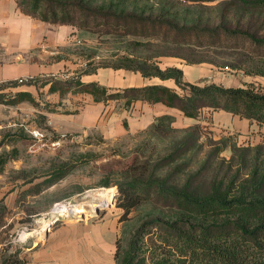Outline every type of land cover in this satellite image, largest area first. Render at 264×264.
Wrapping results in <instances>:
<instances>
[{
  "label": "rangeland",
  "instance_id": "rangeland-1",
  "mask_svg": "<svg viewBox=\"0 0 264 264\" xmlns=\"http://www.w3.org/2000/svg\"><path fill=\"white\" fill-rule=\"evenodd\" d=\"M15 1L25 15H35L38 18L47 16L48 22L56 27L67 26L65 22L74 21L76 26H71H75L78 30V28L84 29L88 22V29L96 36L85 41L71 40L69 45L63 49L65 53L73 57L70 60L76 59L75 63L83 66L80 68L82 70H86L85 66L87 69L90 66H128L131 64L130 60L139 62L145 58L153 62H160V60L175 62L173 55L190 54L194 61L211 60L218 64L215 66L207 63L206 66H209L210 71L204 73V80L200 85L209 83V81L225 87L251 84L258 90L264 91V76L248 73L253 68L264 70V56L246 58L248 49H197L194 50V54H191L189 49L193 50L192 48H176L165 43L163 41L164 32L161 33L159 39L154 37L150 45L141 46L139 39L116 38L118 35L114 33L117 28H119L117 32L121 33L123 26L117 27L114 21L108 22L107 19L92 17V14L83 13L77 6L83 5L89 10L114 15L135 14L141 17L170 20L179 26H227L240 30L250 29V32H258L259 36H264V26L260 25L264 22V13L246 12L236 7L233 8L228 4V0L214 2L54 0L64 3V6L51 4L46 0ZM109 32L110 34L105 35ZM129 37L132 35L129 34ZM7 59L0 48V60ZM222 64H234L239 69L231 66L224 67ZM22 89L31 90L43 108L48 105L53 108L51 100L44 92L27 86ZM182 116L181 113L174 116L173 129L175 132L154 135L148 129L138 133L128 132L112 138L106 137L97 130L59 132L53 128L52 114L30 103L18 106L0 104V156L6 152L11 158L3 167H0V197L7 195V207L11 210L8 221L13 220L12 222L16 223L18 220H27L10 230V234H13L12 239H18L14 247L19 249L25 245L33 246L35 240L43 239L47 231L61 230L64 226L81 222L80 219L75 218L76 215H53L52 210L58 203L85 202V205L80 207L84 209L81 215L85 218L82 222H87L89 225L100 222L109 223V240H112L111 234L115 232L116 241L119 239L123 246V256H126L133 234L146 220L151 218L160 217L172 220L196 216L198 220L207 223L238 218V214L228 212L198 217L195 212L175 203L157 202L153 198L137 207L127 217H123L124 211L118 207L116 196L119 195V186L131 181V177L126 172L127 166L135 157H140L141 162L149 160L151 163L165 157L171 147L185 136L182 130L201 125L202 142L207 144L220 142L219 148L223 149L220 157L226 160L232 158L234 145L241 147L264 145V126H259L239 116L212 110H205L201 115V120L187 119ZM208 150L207 145L205 151ZM62 162H71L77 167L67 177L40 195L30 196L36 184L45 180L47 183L53 179V174L55 176L58 165ZM172 167L167 166L161 172L165 175L175 168ZM196 169L197 164L191 170ZM102 191H110L113 194V200L106 206L93 208L88 202L90 196ZM244 220L256 224L264 221V215L253 219L244 217ZM23 231L26 233L20 236ZM145 234L147 238H145L144 248H147L149 246L147 239L152 233L146 231ZM85 252L86 258H92L94 263L97 258L94 248L92 247L91 251L86 249Z\"/></svg>",
  "mask_w": 264,
  "mask_h": 264
},
{
  "label": "trees",
  "instance_id": "trees-1",
  "mask_svg": "<svg viewBox=\"0 0 264 264\" xmlns=\"http://www.w3.org/2000/svg\"><path fill=\"white\" fill-rule=\"evenodd\" d=\"M46 1L51 4L65 5L54 0ZM186 1L214 2L217 0ZM228 1L233 8L246 12L264 13V0ZM77 7L83 13L92 14V17L107 19L108 22L114 21L117 27L123 26L122 34L117 32L119 28L114 33L118 35L116 38L139 39L141 46L150 45L154 37L159 39L164 32L165 43L176 48H192L193 50L189 49L191 54H194V50L197 49H248L246 58L264 56V36H259L258 32H250V29L240 30L227 26H179L170 20L141 17L135 14L114 15L89 10L83 5ZM29 16L48 22L47 16L42 18L35 15ZM75 23L74 21L65 22L67 25L76 26ZM260 25L264 26V22ZM85 26L84 29L78 28L79 40L85 41L96 36L88 29V22ZM108 34L110 32L105 35ZM129 34L132 37H129ZM144 40L148 42H142ZM173 56L189 64L218 65L211 60L194 61L190 54ZM130 61L131 64L128 66L118 65L112 68L140 72L144 77L149 78L173 80L176 87L151 85L117 90L98 83H84L81 80L82 76L93 74L100 68L90 66L63 79L33 78L0 85V104L18 106L30 103L45 109L46 112H55L57 110L49 105L43 108L28 91H8L10 88L21 85L44 87L50 84L51 93L59 92L61 96L90 94L97 102H123L126 110H131L137 102L142 101L149 104H163L179 110L187 118L196 120H201L205 110L224 111L264 126V91L258 90L251 84L226 87L215 83L193 84L185 81L183 71L177 67L163 69L159 61L153 62L149 58L139 62ZM222 65L239 69L234 64ZM248 73L264 76L262 68H253ZM174 121L173 116L164 115L157 118L146 130L149 129V132L154 135L175 132ZM201 131V125L182 130L185 136L160 160H154L152 163L149 160L141 162L140 157H135L126 169L131 181L119 186V195L116 196L117 205L123 209V217H127L137 207L152 198L157 202L175 203L195 212L198 217L222 212L238 214L239 217L210 223L200 221L196 216L172 220L151 218L133 234L126 256H123V246L120 240H117L115 255L117 264H264V221L252 224L244 220V217L253 219L264 215V145L255 147L234 145L232 158L226 160L220 157L223 151L219 148L220 142L209 144L202 142ZM206 144L209 146L208 151H205ZM10 159L4 152L0 156V167H3ZM196 164L197 169L192 171ZM167 166L175 168L163 175L161 171ZM76 167L71 162H62L58 165L55 176L53 174V179L47 183L45 180L36 184L30 196L40 195L67 177ZM10 215L11 210L0 202V228L6 226V218L8 224ZM25 222L27 220L21 221V223ZM7 226L0 235L2 232L6 233V239L10 241L13 237L10 230L15 227V223L12 222ZM146 231L152 234L147 239L149 246L144 248ZM11 247L12 245L7 243L8 251ZM1 262V264H25L26 261L20 258L19 249H16L13 253L7 252Z\"/></svg>",
  "mask_w": 264,
  "mask_h": 264
},
{
  "label": "crops",
  "instance_id": "crops-1",
  "mask_svg": "<svg viewBox=\"0 0 264 264\" xmlns=\"http://www.w3.org/2000/svg\"><path fill=\"white\" fill-rule=\"evenodd\" d=\"M76 39H78V30L74 26H53L22 13L15 0H0V48L4 51V57L10 59L0 60V85L33 78L63 79L65 76L80 72L83 66L75 63L76 59L70 60L73 57L63 51L71 40L75 42ZM173 58L175 62L160 60V67L181 69L187 82L201 84L204 73L210 71L209 66H206L207 63L189 64L181 58ZM81 80L84 83H98L117 90L151 85L176 87L173 80L144 77L140 72L112 67H100L95 73L82 76ZM206 84L212 83L209 81ZM26 86L34 87L48 96L53 108L57 110L52 113L47 112L52 114L53 128L63 133L97 130L106 137L113 138L128 132L138 133L146 130L161 116L174 117L181 113L163 104H149L142 101L137 102L131 110H126L123 102H97L90 94L61 96L59 92L49 91L50 84L44 87L21 85L8 91L32 93L31 90L22 89ZM0 202L7 207V195H2ZM12 221L8 222L12 223ZM21 224V220H18L15 227ZM6 226L0 228V233ZM109 233V223L89 225L81 221L78 224L64 226L61 230L47 231L45 237L35 240L33 246H21L19 255L26 261L25 264H116L115 232L111 234V241ZM6 237V233L2 232L0 264L7 252L13 253L16 250L13 239L8 241ZM7 243L12 245L10 251L7 250ZM92 247L97 256L94 263L92 258L87 259L85 254L86 249L91 251Z\"/></svg>",
  "mask_w": 264,
  "mask_h": 264
},
{
  "label": "bare ground",
  "instance_id": "bare-ground-1",
  "mask_svg": "<svg viewBox=\"0 0 264 264\" xmlns=\"http://www.w3.org/2000/svg\"><path fill=\"white\" fill-rule=\"evenodd\" d=\"M112 200H113V194L110 191H102V192H99L95 195H91L90 200L88 202L93 208H95V207L98 208V207H103V206L110 204V202ZM84 205H85V202L84 203L80 202V203H76V204H72L70 202L69 203H61V204H58V206L54 209V211H55L56 215H58V216H65V215H69V216L70 215L71 216L76 215V216H78L84 212V209H82V208L80 209V207H82ZM54 217H56V216H54ZM42 224H43V222H42Z\"/></svg>",
  "mask_w": 264,
  "mask_h": 264
},
{
  "label": "built area",
  "instance_id": "built-area-1",
  "mask_svg": "<svg viewBox=\"0 0 264 264\" xmlns=\"http://www.w3.org/2000/svg\"><path fill=\"white\" fill-rule=\"evenodd\" d=\"M85 69H87V66H85ZM66 77H67V76H66ZM53 145H55V143H54ZM58 204H59V203H58ZM58 204H56L55 207H54L53 210H52V214H53V215L56 214L55 211H54V209L58 206ZM25 233H26L25 231L21 232L20 236H21L22 234H25ZM16 242H18V239L13 240V243H16Z\"/></svg>",
  "mask_w": 264,
  "mask_h": 264
},
{
  "label": "water",
  "instance_id": "water-1",
  "mask_svg": "<svg viewBox=\"0 0 264 264\" xmlns=\"http://www.w3.org/2000/svg\"><path fill=\"white\" fill-rule=\"evenodd\" d=\"M75 218H76V219H80V221H82V220H84L85 217H84L83 215H78V216H76ZM52 223H53V222H52Z\"/></svg>",
  "mask_w": 264,
  "mask_h": 264
}]
</instances>
